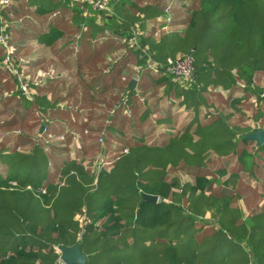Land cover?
Listing matches in <instances>:
<instances>
[{
  "label": "trees",
  "instance_id": "1",
  "mask_svg": "<svg viewBox=\"0 0 264 264\" xmlns=\"http://www.w3.org/2000/svg\"><path fill=\"white\" fill-rule=\"evenodd\" d=\"M143 1L146 4L140 5ZM164 1L117 0L99 13L79 5L68 12L69 20L65 10L70 1H54V8L41 10L39 15L50 16L63 8L54 12L58 19L48 25L47 31L32 38L51 47L72 35L67 41L78 50L79 66L85 63L96 69L110 51L120 48L138 58L137 66H142L148 57L140 50L129 49L126 42L147 25L153 29L151 33L140 32L136 41L140 49L148 50L150 60L162 65L167 59L193 57L189 87L183 88L162 75L155 86H163L164 96L171 94L181 99V105L195 115L200 107L207 106L203 95L208 87L231 88L237 83L249 86L255 74L264 72V0H185L182 4L189 16L184 30L154 39L153 20L163 14ZM86 10L88 15L84 16ZM103 32L112 39L96 43ZM116 39L125 42L120 44ZM108 63L112 64L108 73L105 63L96 79H117L121 86L105 97L94 99L93 87L88 84L79 100L56 98L53 80L37 87L32 99L22 97L15 88L9 92L8 100L18 97L27 110L36 108L33 124L28 125L21 116L16 123L5 126L0 141V264H57L56 249L77 243L86 256L85 264H264V203L259 212L246 218L236 206L240 175L249 176L243 181L249 192L257 194L260 189L259 185L252 187L250 180L263 175L255 162L263 160L264 145L250 153L246 140L250 134H240L226 118L218 116L205 124H189L161 143L146 145L139 139L125 148L128 152L123 155L120 146L106 160L109 141L115 133L117 144L123 145V118L125 123L131 122V103L144 101L142 83L129 90V78L121 80L120 76L123 63ZM149 75L145 73L141 82ZM13 83L15 87L14 79ZM107 88L104 86V90ZM262 90L264 86L258 98L264 101L260 97ZM125 95L130 114L121 103ZM91 105L100 114L95 119L97 130L93 131L91 111H85ZM82 112L87 119L78 120ZM63 119L79 131L69 128L58 132L52 128L53 120ZM35 130L34 137L29 136ZM71 131L80 134L79 148L73 145ZM48 135L63 139L45 145ZM13 136L19 141L9 146ZM88 137L95 138L97 151L86 152L82 147ZM99 139L102 159L112 164L109 171L100 170L95 184ZM28 143L32 144L31 150L23 147L25 152L16 151ZM67 143L73 145L72 152H77L73 159L55 155L65 151ZM214 158H232L236 167L227 170L224 161L216 175V168L213 173L209 169L216 163ZM177 174L193 180L181 181ZM216 187L219 191H215ZM143 194L156 196L157 204L144 202ZM263 197L264 193L259 195ZM77 216L84 217L79 240Z\"/></svg>",
  "mask_w": 264,
  "mask_h": 264
},
{
  "label": "crops",
  "instance_id": "2",
  "mask_svg": "<svg viewBox=\"0 0 264 264\" xmlns=\"http://www.w3.org/2000/svg\"><path fill=\"white\" fill-rule=\"evenodd\" d=\"M54 1L61 0H14L13 2L15 18L16 20H21V22L19 24H15V27L11 31V43L16 48L17 55L26 58L29 57V59L31 60L29 74L34 75L37 71L46 72L49 70H54L57 78L53 80L55 88L52 93H54V96L56 98L67 97V99L71 102L73 98L78 97L79 100V98H81L82 96V90H85V88L83 89V87L89 84L93 87L91 90L93 98L98 99V97H105L106 95L115 92V90L113 89H115L116 87L118 88V85L121 86L120 81H117V79H114L110 82L106 78H102V80L96 79V77L98 76V72L100 74V69L102 68V66H104L103 64L107 63L110 70L112 64L108 63V61L111 62L112 58L118 55L119 57H121L118 61V64L120 65L123 63V68L120 76L128 77L130 82L133 78V74H130V72L132 73V69L137 66L138 58H136L132 54H129L128 52L124 53L125 48L114 49L110 51V53H108L107 55V58H104V62H102V64H99L97 68L94 69L93 67L85 63H81L79 66L77 62L78 53L75 52V45L73 44V42L70 41V43H68L67 41V39L70 40V37L72 35L69 37H67L68 35H66V40L64 38L60 39L51 47L45 46L36 41V39L32 38L38 32L47 31L48 25L54 24V21L58 19L57 17L59 15L55 17H52V15L59 12L58 10H61L63 8L56 9V12L54 11L55 13L53 12V14L50 16L39 15V12L41 10L50 11L52 8H54ZM166 1L168 0H165L163 3L166 4ZM146 2L147 1H143L142 3H140V5H145ZM184 6L185 5L183 4L179 5V7L176 6V8L172 11L170 32L167 33V35L173 32L180 33L184 30L183 24L189 16V12L186 11V8ZM68 9L65 10L66 20H69L70 16L68 12L72 10L69 6ZM164 16L165 14L163 12L162 15L153 20L154 31L156 25L163 22ZM152 30L153 29H150V27H148L147 25H143L141 26L140 32L151 33ZM104 34L107 35L105 42L108 39H112L111 35H109L108 32H103V35ZM102 36H99L98 39H100V37ZM152 37L154 39H157L158 37H160V35L158 37H154L152 33ZM97 40L96 43H98ZM116 41L120 43V41H118L117 39ZM2 55L3 54L0 49V60L2 59ZM70 73H74L75 76L76 74L79 76H76V78L73 77L74 82L72 85V89L65 94L62 93V90H64L66 79L69 78ZM160 77L161 75L150 73V75L146 76L145 79L142 80V82L141 80L138 83H136L135 81V86L139 85L140 83H144L143 85L141 84V93L144 101L142 103H139L134 100L131 103L133 111L131 122L125 123L126 120L123 118V129L122 135L120 137L123 145L117 144L115 138L118 134L115 133L112 139H110L109 141V145L111 147L107 148L108 155L105 156L106 160L111 159L112 156L115 155L117 150H119L120 146H123L122 148L125 149L139 139H143L146 145L161 143L169 137L180 133L189 124H195L198 122L201 124H205L212 117L222 116L223 118H226V122L240 134H252L257 130H264V101L258 98V91L264 86V72L255 74L253 76L251 85L249 86H246L243 83H237L231 88H224L221 86H218L216 88L211 86L208 87L207 92L203 95L207 102V106L200 107L196 115L192 110L185 109L184 106L181 105V99L174 98V96H172L171 94V97H166L163 95V86H155V82ZM13 84V79L10 77V74L1 67L0 99L5 100V102H0V141L2 140L1 138L4 137V128L8 123L12 121L16 123V121H18L21 116L26 119L28 125H31L34 122V118H32V116L34 115V110L36 107H33L34 109L32 108L27 110L25 102L20 98L13 96L14 98L8 100V97H4L6 93L9 94V92L11 93L14 91L15 87ZM104 86L105 88H107L108 86V88L104 90ZM58 87L59 89L61 88V90H59ZM123 87H125L124 84ZM46 94L47 97L50 98L51 95L49 93ZM86 110L91 111L89 120H93L95 122V119H98V116L100 115L99 110L94 109L93 105L86 107L85 111ZM83 112L78 120L86 118V115L84 114L85 112ZM95 123L93 124V126H90L91 131L97 130V127L95 126L99 125L97 124L98 121H96ZM67 124H70L68 119H63L60 121L53 120L51 126L53 129L59 130L58 132H65L66 130H69V128L79 131L78 127L71 124L67 126ZM253 130L256 131L252 132ZM36 131L37 130H35V132L31 133L29 136L34 137ZM17 138L13 136V139L11 143H9V146H14L13 143ZM18 141L19 139H17L15 142L17 143ZM95 142V138H85L82 142V147L84 146L86 152L90 149L97 151V145ZM248 142L249 145L247 146V149L250 151V153H252L253 149L258 148V146L251 140H248ZM72 146L73 145L67 143V149L65 151L57 152L55 155H57L61 159L67 157L73 159L77 152L74 153V151H71V148L72 150L74 149V147ZM20 147H25L26 150H31L32 144L28 143L27 145H22ZM78 154L81 156V152ZM224 161H226L225 163H227L228 165L227 170L235 169L236 161L232 158H226L224 160L219 159L214 161L216 162V166H212L210 164L209 166L211 167L209 169H211V172L213 173L214 168H216L214 173H216L217 175V168L221 166ZM255 164L259 169L262 170L263 174L260 177L257 176L254 177L255 179L251 178L250 180L252 182V187H255L257 185L260 186L257 194L251 191L249 192L250 189L248 190V187H246V185L243 183V181L249 178L247 174L240 175L241 180H238L236 187V190H241L239 192L236 206L241 209L244 214V218L259 212L264 203V197L259 198V195L264 193V156L263 160L259 159V161L255 162ZM107 171H109V169ZM177 176L181 181L190 182L193 180L191 176L185 174H177ZM214 189L215 191H219L218 187ZM79 217L82 218L83 216H77L75 220H79ZM206 217L208 218V215ZM79 239L80 238H78V240Z\"/></svg>",
  "mask_w": 264,
  "mask_h": 264
},
{
  "label": "built area",
  "instance_id": "3",
  "mask_svg": "<svg viewBox=\"0 0 264 264\" xmlns=\"http://www.w3.org/2000/svg\"><path fill=\"white\" fill-rule=\"evenodd\" d=\"M70 4L69 7L77 8L79 5L83 6L85 5L88 7V9L91 12L99 13L103 11H107L109 8V5L112 2H115L117 0H69ZM185 0H182L181 2L179 0H168L165 4V10H164V20L161 23H158L155 27V31L153 32L154 37H158L161 34H167L170 32V23L172 22V11L176 8V6L179 7L182 3H184ZM13 2L14 0H0V49L3 53L2 59L0 62V65L3 66L4 70H6L7 73L10 74V76L15 81V89L20 93V95L24 98L32 99L34 95H36V88L39 86L45 85L47 80H54V72L49 70L47 72H41L37 71L36 74L30 75V63L31 60L26 57H22L17 55V50L11 43V31L15 27V24H19L21 20H16L15 14H14V8H13ZM84 16L88 15V11H85ZM57 16V14H53L52 17ZM136 34V35H135ZM140 34V31H136L134 33V37L126 42V45L129 49L133 50H140L143 55H146L148 57V61L145 65L136 66L133 68V80L138 83L141 80V77L145 73H152V74H158L162 76H166L170 78V80L175 81L179 83V85L183 88L189 87L191 81H192V73L194 71V59L192 56H185V57H179L175 60L167 59L165 64L159 65L156 62L150 60L148 56V50L146 49H140L137 44L136 36ZM78 38V36H77ZM107 38V35L104 34L100 39L97 40L98 43L105 42ZM118 41L125 42L123 39ZM75 52H77V48H75ZM124 53H127L126 50H124ZM123 54V52H122ZM121 57L114 56L112 58V63L116 64ZM109 68L105 70V73H108ZM57 78V77H56ZM125 78L121 77V80H124ZM135 93L138 95L139 91L137 88H135ZM9 94H5L4 97H9ZM127 96L125 95L123 99L121 100V103L126 106L127 104ZM260 97L264 99V90H262ZM143 100V98H140ZM63 108L64 106H60ZM126 112L130 114L131 107L126 106ZM86 134V132H84ZM70 135L72 136L73 145L75 147L79 148V140H80V134L77 132L71 131ZM38 139L41 137V135H37ZM62 137H54L52 135H48L46 139L44 140V144L46 145L49 142H61ZM98 144L100 147V153L99 158L97 160V165L99 166L98 169L100 170H108L110 168V165L112 164V161H105L102 159V139L98 140ZM23 151V148L18 147L16 148L17 152H21L19 150ZM47 150V148H45ZM121 155L128 152L125 149H122L119 151ZM99 170V171H100ZM99 173V172H98ZM98 173H95L97 176ZM79 221L83 223L84 217H79ZM56 253L58 254V262L57 264H63L62 261L60 262L59 259V249H56Z\"/></svg>",
  "mask_w": 264,
  "mask_h": 264
},
{
  "label": "water",
  "instance_id": "4",
  "mask_svg": "<svg viewBox=\"0 0 264 264\" xmlns=\"http://www.w3.org/2000/svg\"><path fill=\"white\" fill-rule=\"evenodd\" d=\"M135 86V80L129 82V90H132ZM43 131V128H41ZM247 140H251L256 143L257 146L264 145V130H258L257 132L250 134L246 137ZM142 200L151 204H157L158 198L156 196L142 195ZM79 243L75 244L70 248H59V259L63 264H85L86 256L82 253L79 248Z\"/></svg>",
  "mask_w": 264,
  "mask_h": 264
},
{
  "label": "rangeland",
  "instance_id": "5",
  "mask_svg": "<svg viewBox=\"0 0 264 264\" xmlns=\"http://www.w3.org/2000/svg\"><path fill=\"white\" fill-rule=\"evenodd\" d=\"M51 71L54 72V76H55V79H56L57 75H56L55 71H54V70H51ZM130 74H133V69H132V73L130 72ZM69 75H70L69 78L66 79V85L64 86V90H62V93H65V94H66V92H68V91H70V90L72 89V85H73V82H74L73 77L76 78V76H77V77L79 76V75H77V74H76V76H75L74 73H70ZM52 82H54V81H52ZM58 89H59V87H58ZM59 90H61V88H60ZM19 151H21V152H25V151H22V149L19 150ZM98 167H99V166L96 164V167H95V173L100 172V171H99L100 169H98ZM98 176H99V175L95 176V179H96L95 184H96V182H97ZM76 221H77V223L79 224L78 227H79L80 233H79L78 238H80V236H81L82 233H83V232H82L83 229H82L81 227H82L84 224L81 223V222L78 221V220H76ZM120 257H121V259L123 260V253H121Z\"/></svg>",
  "mask_w": 264,
  "mask_h": 264
}]
</instances>
